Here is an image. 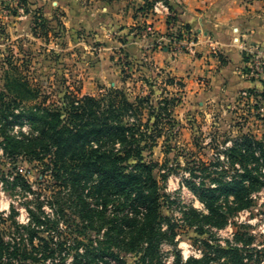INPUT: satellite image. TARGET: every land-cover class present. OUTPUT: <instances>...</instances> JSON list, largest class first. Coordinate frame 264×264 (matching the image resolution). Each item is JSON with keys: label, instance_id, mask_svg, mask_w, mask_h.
<instances>
[{"label": "rangeland", "instance_id": "obj_1", "mask_svg": "<svg viewBox=\"0 0 264 264\" xmlns=\"http://www.w3.org/2000/svg\"><path fill=\"white\" fill-rule=\"evenodd\" d=\"M169 1L174 11L167 0H0V141L3 130L19 136L33 132L23 115L4 119L8 111L3 101L12 98L5 85L10 64L40 83L48 102L61 100L67 89L98 95L109 85L131 96L154 88L157 94L166 89L164 95L179 98L173 111L176 124L145 152L157 165L162 225L173 234L159 244L156 257H145L141 247L119 250L109 242L108 219L118 213L114 201L95 218L82 217L51 166L0 147V230L13 237L15 226L30 220L29 208L44 220L38 232L46 241L34 237V258L22 264H88L82 255L88 247L90 264H174L178 249L184 259L204 258L208 264L240 258L264 264V188L252 192L250 207L231 213L225 226L216 227L197 223L192 210L208 209L183 183L190 178L199 184L204 177L210 184L213 176H235L242 166L238 159L231 162L229 148L245 135L264 140V0H220L244 18V37L237 25L233 30L243 59L234 80L217 77L227 59L212 26L198 24L211 0H195L194 21L184 24L173 18L184 1ZM161 15L168 24L165 32L153 27L152 19ZM12 108L22 111V106ZM200 159L208 169L197 167L192 173L189 168L199 166ZM19 174L28 185L16 178ZM218 203L227 207L224 196ZM222 248L230 254L224 255ZM110 250L124 262L110 253L95 257Z\"/></svg>", "mask_w": 264, "mask_h": 264}, {"label": "trees", "instance_id": "obj_2", "mask_svg": "<svg viewBox=\"0 0 264 264\" xmlns=\"http://www.w3.org/2000/svg\"><path fill=\"white\" fill-rule=\"evenodd\" d=\"M167 5L174 11L171 1L167 0ZM176 11L178 14L179 9ZM173 18L177 20L178 16ZM174 80L171 82L175 83ZM5 82L12 98L3 101L8 111L4 119L9 121L10 115L14 119L23 115L33 132H22L19 136L3 130L0 147L8 154L23 153L51 166L57 179L70 189L72 204L82 217L93 219L114 201L118 213L108 219L112 225L106 238L119 250L141 247L145 257L148 254L156 257L159 244L172 238L173 234L162 225V194L154 174L157 165L146 159L145 152L157 144L169 126L176 124L173 111L179 98L164 95L168 92L166 89L157 94L154 88L146 94L131 96L125 89L109 85L102 87L98 95H80L67 89L61 100L48 102L40 83L23 76L13 64H10ZM14 105L22 106V111L14 112ZM229 149L231 162L234 164L238 159L241 172L231 178L223 174L213 176L209 179L210 184L204 177L199 184L190 178L183 180L196 191L208 209V213L192 210L199 217L196 220L199 225L225 226L231 213L252 205L253 191L264 188V140L245 135ZM199 163V166L195 164L189 168L192 173L198 168L208 169L206 162L200 159ZM167 175L163 174L164 178ZM16 178L28 185L22 175ZM220 196L226 198V208L218 203ZM90 198L97 203L92 204ZM12 209L15 210L14 205ZM29 212L30 220L18 223L13 237L7 238L0 230V264H22L30 257L34 258V237L46 241L38 232L44 220L32 208ZM26 233L29 239L25 238ZM25 240L33 249L26 247ZM221 251L224 255L230 254L224 248ZM107 253L124 262L113 250L100 251L95 257H104ZM82 255L90 264L89 247ZM233 261L224 264H247L243 258ZM174 264L208 262L194 256L184 259L178 249Z\"/></svg>", "mask_w": 264, "mask_h": 264}, {"label": "crops", "instance_id": "obj_3", "mask_svg": "<svg viewBox=\"0 0 264 264\" xmlns=\"http://www.w3.org/2000/svg\"><path fill=\"white\" fill-rule=\"evenodd\" d=\"M183 1L185 4L178 13V21L182 24L185 22L192 23L195 17L196 2L195 0ZM226 6V3L224 6V2L222 3L220 0H211L208 5V10H206V14L203 16L204 18L201 16L198 24L203 28L206 26H212V33L215 39L221 43L222 53L227 59V63L223 65L221 72L217 77L223 79L227 77L228 79L230 78L234 80L236 79L235 70L243 63V59L239 53L238 44L235 43L237 33L233 30L237 25L238 31L241 32V35L244 37V18H238L235 12H230L229 8L227 9ZM165 17V15H161L152 19V22L154 23L153 27L161 32L167 31L168 24Z\"/></svg>", "mask_w": 264, "mask_h": 264}]
</instances>
